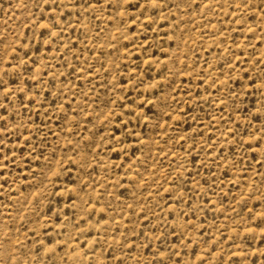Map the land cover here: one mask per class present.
I'll list each match as a JSON object with an SVG mask.
<instances>
[{
    "label": "rangeland",
    "instance_id": "374dc122",
    "mask_svg": "<svg viewBox=\"0 0 264 264\" xmlns=\"http://www.w3.org/2000/svg\"><path fill=\"white\" fill-rule=\"evenodd\" d=\"M0 264H264V0H0Z\"/></svg>",
    "mask_w": 264,
    "mask_h": 264
}]
</instances>
